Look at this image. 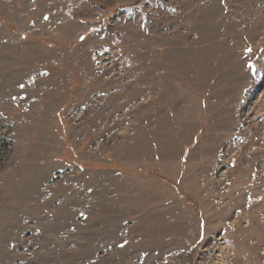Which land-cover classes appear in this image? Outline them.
<instances>
[{
    "label": "rangeland",
    "instance_id": "obj_1",
    "mask_svg": "<svg viewBox=\"0 0 264 264\" xmlns=\"http://www.w3.org/2000/svg\"><path fill=\"white\" fill-rule=\"evenodd\" d=\"M0 264H264V0H0Z\"/></svg>",
    "mask_w": 264,
    "mask_h": 264
},
{
    "label": "bare ground",
    "instance_id": "obj_2",
    "mask_svg": "<svg viewBox=\"0 0 264 264\" xmlns=\"http://www.w3.org/2000/svg\"><path fill=\"white\" fill-rule=\"evenodd\" d=\"M205 39H207V38H205ZM254 122H252V124H253Z\"/></svg>",
    "mask_w": 264,
    "mask_h": 264
}]
</instances>
